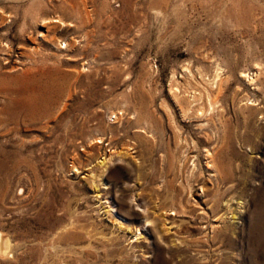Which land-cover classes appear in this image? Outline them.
<instances>
[{"label": "rangeland", "instance_id": "obj_1", "mask_svg": "<svg viewBox=\"0 0 264 264\" xmlns=\"http://www.w3.org/2000/svg\"><path fill=\"white\" fill-rule=\"evenodd\" d=\"M0 234V264H264V0H0Z\"/></svg>", "mask_w": 264, "mask_h": 264}, {"label": "bare ground", "instance_id": "obj_2", "mask_svg": "<svg viewBox=\"0 0 264 264\" xmlns=\"http://www.w3.org/2000/svg\"><path fill=\"white\" fill-rule=\"evenodd\" d=\"M102 179V178H101ZM10 247V242L8 239L4 241V238L0 234V254L8 252V249Z\"/></svg>", "mask_w": 264, "mask_h": 264}]
</instances>
